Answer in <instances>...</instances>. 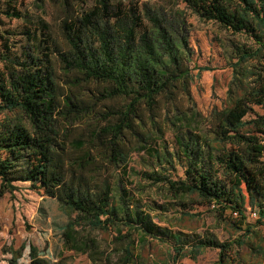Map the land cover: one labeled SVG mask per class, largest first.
Listing matches in <instances>:
<instances>
[{"label": "trees", "instance_id": "1", "mask_svg": "<svg viewBox=\"0 0 264 264\" xmlns=\"http://www.w3.org/2000/svg\"><path fill=\"white\" fill-rule=\"evenodd\" d=\"M51 1L58 34L16 0H0V14L31 26L20 53L9 41L0 52L2 192L29 184L56 199L71 219L69 241L80 226L120 246L119 260L106 256L105 264H134L149 240L164 247L161 264L196 261L208 249L218 251L215 264H264V0H180L231 36L232 79L207 130L176 135L172 150L152 144L196 78L185 12L170 17L137 0ZM143 151L150 171L130 167ZM128 176L159 186L170 201L144 203ZM201 207L224 225L225 240L199 232ZM83 249H95L97 264L95 240ZM22 258L14 250L4 264H50L36 248L29 262Z\"/></svg>", "mask_w": 264, "mask_h": 264}, {"label": "rangeland", "instance_id": "2", "mask_svg": "<svg viewBox=\"0 0 264 264\" xmlns=\"http://www.w3.org/2000/svg\"><path fill=\"white\" fill-rule=\"evenodd\" d=\"M16 1L15 5L20 12L32 16L34 20L43 19L49 22L58 34L59 14L51 0ZM112 1L128 4L132 0ZM137 2L140 5L147 3L162 8L170 17L175 16L177 11H183L184 18L188 22L189 45L193 53L190 68L193 69V75L196 77L190 86L191 98L180 95L177 101L179 113H171L169 117L171 120H168V115L164 114L160 120L164 125V138L158 135L160 139L152 144L153 147L161 148L166 142L172 150L176 143V135L190 131L203 134L207 130L214 109L222 108L228 84L232 79V69L229 67L227 54L231 36L217 24L201 21L180 0H137ZM29 27L31 26L23 20L11 19L0 14V52L3 43L9 41V44L15 46V52L20 53L21 48L26 44L21 33ZM205 68L209 70L200 71ZM177 113L179 116L185 113L186 119L177 121L175 119ZM171 121L177 125L173 126ZM151 161L145 151L134 153L130 167H134L137 171H150L153 169ZM178 169L177 175L183 176L182 169L180 167ZM129 179L132 182L128 184L129 189L133 190V193L144 203L170 201L169 195L159 186L135 177ZM206 209L205 207L199 209L205 213L199 232L214 233L221 240H225L228 235L224 225ZM170 215L172 216V213ZM250 220L253 221L255 218L250 215ZM70 221L71 219L61 211L56 199L31 189L29 184H20L13 193L2 192L0 181V263L4 264L14 250L22 252L23 262H29L32 249L36 248L39 257L49 261L50 264H96L92 258V255H96L95 249L92 251L83 249L84 241L88 239L96 242L97 264H105L106 256H110L113 262L119 260L121 254L116 249L120 246L107 242L103 233L90 227L76 226L77 243L69 241L65 233ZM135 238L136 245H140L138 236ZM163 251L165 250L162 245L155 246V243L149 240L139 247L134 264H161L160 254ZM101 253L104 256L101 257ZM217 257V250L208 249L198 260L184 259L179 264H215Z\"/></svg>", "mask_w": 264, "mask_h": 264}, {"label": "built area", "instance_id": "3", "mask_svg": "<svg viewBox=\"0 0 264 264\" xmlns=\"http://www.w3.org/2000/svg\"><path fill=\"white\" fill-rule=\"evenodd\" d=\"M236 215V214H235ZM251 216L253 217V218H255L256 219V217H257V214L256 213H252L251 214Z\"/></svg>", "mask_w": 264, "mask_h": 264}]
</instances>
